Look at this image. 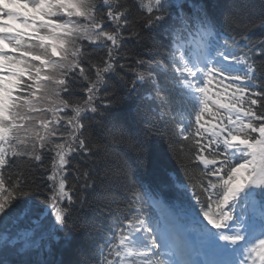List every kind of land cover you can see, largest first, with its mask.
I'll use <instances>...</instances> for the list:
<instances>
[{
  "label": "snow or ice",
  "instance_id": "obj_1",
  "mask_svg": "<svg viewBox=\"0 0 264 264\" xmlns=\"http://www.w3.org/2000/svg\"><path fill=\"white\" fill-rule=\"evenodd\" d=\"M220 7L207 0H0V264H13L20 252L16 264H37L30 250L40 246L45 213L63 229L64 251L78 258L39 264H93L74 244L87 233L76 213L90 201L116 208L95 264H264V36L249 34L264 30V0L259 7L231 0L222 21ZM157 34L167 45H158ZM129 40L145 46L166 74L162 81L151 61L133 57L129 94L149 82L150 98L167 111L175 102L173 126L194 149L185 157L183 144L177 151L169 143L189 177L192 207L216 229H204L211 258L203 262L176 247L145 207L152 197L141 191L143 181L130 165L114 164L103 142L132 143L140 163H150L145 144L112 111L119 97L108 82L126 84ZM93 127L104 135L94 136ZM257 195L259 221L245 220L238 204ZM34 217L37 228H19ZM46 230L52 243L55 234Z\"/></svg>",
  "mask_w": 264,
  "mask_h": 264
},
{
  "label": "trees",
  "instance_id": "obj_2",
  "mask_svg": "<svg viewBox=\"0 0 264 264\" xmlns=\"http://www.w3.org/2000/svg\"><path fill=\"white\" fill-rule=\"evenodd\" d=\"M195 2H199V0H195ZM207 2L213 5L214 8L217 3L221 5L219 9H216V14L220 21H222L224 6L230 4L231 0H207ZM250 2L257 7L260 6V0H250ZM169 10L173 13L175 12L174 8ZM228 31L232 32L233 30L229 28ZM249 34L253 38H260L261 36H264V30L255 29ZM155 41L158 42L159 46H165L168 43V40H164L159 34L156 35ZM127 52V59L122 61L129 65V67L125 68L124 73H122V75L126 73V84L115 78L108 82L109 91H112V89L115 88L116 94L119 97L118 106L112 109L113 116L115 119L125 122V127L130 136L145 144L149 153L150 163L147 165H142L140 163L137 153L133 149L132 143L121 141L119 138L113 142L106 136H104L103 142L107 144L108 151L112 155V162L114 164L123 165L126 163L127 165H130L135 175L143 181L145 189H141L142 192L146 190L148 196L152 198L154 197V194L157 193L166 200L168 204H171L179 214L180 212L187 210L189 213L187 214L188 218L186 220L194 226H200L202 229H205L207 228L208 223L204 220L199 206L192 207L193 205H196V201L191 199L192 187L189 177L185 175V172L177 162L176 157L169 151V143L171 142L177 151L180 150V146L183 144V155L185 157L193 154L194 149L189 151V143L180 140L178 137L176 130L173 128L171 111L166 110L169 106L162 105L161 102L155 98L149 99L148 96H145L144 98L143 91L150 92L152 97H154V92L149 82L143 83V90H137L136 88L134 93L129 94L130 77L127 72L136 67L133 57L152 61V67L156 68V70H152V72L154 74L159 73L158 78L162 81L166 74L161 73L160 69L157 68V58L150 55L147 48L138 45L135 40H129L127 42ZM161 62L166 66L168 65L166 59H162ZM166 86L169 88L171 87L169 85ZM175 91V89H172L173 93ZM162 110L165 117L164 120H159L157 118L158 111L162 112ZM193 117L194 115L190 117V119L194 124ZM165 128H167L168 132L167 138L161 136V131H164ZM93 135L103 136L104 134L99 129L93 127ZM77 162H79L78 157ZM193 172L197 175L199 174V169H197L195 165H193ZM148 196H146L145 199H148ZM127 199L128 194L121 190L120 209L122 211L127 210L125 207ZM201 199L203 200L204 197H201ZM145 207L148 209L149 214L155 219L150 204H145ZM115 211V205L111 208L106 207L101 209L97 206L95 201H90L89 206L78 210L76 213L79 222L86 226L87 233L80 232L76 234L74 244L93 260V264H95V258L97 256V245H102L104 243V235L112 222ZM45 215L47 216V219L45 220L43 217L40 218L43 222L38 227L36 233L37 241L40 246L36 249L30 250L32 253L30 258L37 262V264L43 260H64L67 262L70 259L78 258L77 256L69 255L64 251V248L66 247L64 241L65 233L63 229L55 223L54 215L50 213H45ZM31 222L32 220L23 221L19 225V228L28 230L27 224H30ZM46 229H51L55 234L52 243L48 242V232ZM2 235L3 233H0V236ZM23 256L24 253L20 252L18 256L11 257L13 264H16V262Z\"/></svg>",
  "mask_w": 264,
  "mask_h": 264
},
{
  "label": "rangeland",
  "instance_id": "obj_3",
  "mask_svg": "<svg viewBox=\"0 0 264 264\" xmlns=\"http://www.w3.org/2000/svg\"><path fill=\"white\" fill-rule=\"evenodd\" d=\"M162 212V210L160 211ZM167 220L173 219V217L169 216L168 214L166 215ZM184 231V229H182ZM170 234V233H169ZM170 236L174 239V241L183 249L186 248V235L184 233H181L179 229H177V227L174 225L173 227V232L172 234H170ZM202 253L204 254L205 258H211L210 257V249L209 247L206 248L205 250L202 251Z\"/></svg>",
  "mask_w": 264,
  "mask_h": 264
},
{
  "label": "bare ground",
  "instance_id": "obj_4",
  "mask_svg": "<svg viewBox=\"0 0 264 264\" xmlns=\"http://www.w3.org/2000/svg\"><path fill=\"white\" fill-rule=\"evenodd\" d=\"M177 248L180 250L179 246H177ZM187 255H188V252H187L186 256H187Z\"/></svg>",
  "mask_w": 264,
  "mask_h": 264
}]
</instances>
